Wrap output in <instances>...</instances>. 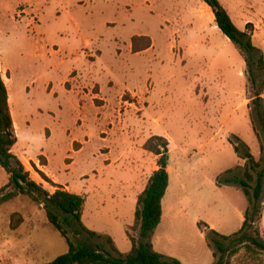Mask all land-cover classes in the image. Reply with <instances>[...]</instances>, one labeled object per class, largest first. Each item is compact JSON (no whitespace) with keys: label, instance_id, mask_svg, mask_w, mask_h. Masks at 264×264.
<instances>
[{"label":"rangeland","instance_id":"obj_1","mask_svg":"<svg viewBox=\"0 0 264 264\" xmlns=\"http://www.w3.org/2000/svg\"><path fill=\"white\" fill-rule=\"evenodd\" d=\"M219 2L235 26L250 33L257 49L252 54L255 63L261 54L264 56V0ZM72 19L80 24L81 35L91 41L92 48L102 52L99 83L104 85L112 79V87L104 86L109 99L114 101L125 83L141 93L150 82L152 111L160 127L155 132L147 120L131 121L129 125L140 139L129 153L140 164L148 162L152 171L158 157L148 152L141 156L144 150L138 149V144L149 131L167 139L171 183L166 201L171 206L179 202L183 205L182 211L173 209L170 220L164 221L153 243L155 250L185 263L196 256L205 259L208 252L212 260L195 219L209 221L220 234L230 235L238 231L240 209L247 203L241 188L230 182L233 177H241L244 165L229 142L231 136L242 139L255 160L260 157V149L252 127L264 145L260 123L250 104L252 93L242 56L216 31L211 10L200 0H0V72L4 75L7 67L11 73L9 79L4 76V81L17 129L13 151L22 160L45 156L48 171L59 181L73 184L75 192L82 185L92 188L82 222L89 230L110 235L121 253H127L131 245L125 234L126 220L112 219L116 201L109 194L119 189L108 187L103 196L92 187V166L98 162L92 149L97 144L98 129L92 117L83 128L77 124L72 107L75 99L61 87L65 73L79 65L75 55L82 38ZM132 36H148L154 50L131 54L128 47ZM177 40H181L180 46ZM38 45L61 49L56 59L66 57V65L36 60L34 50ZM119 63L132 71L116 73ZM255 76L258 79L264 73ZM34 78L39 80L33 87L30 81ZM47 81L52 88L42 87ZM86 131L94 133L92 143L75 156L68 143L70 136ZM66 158L75 159L70 171ZM127 164V159L121 163ZM103 166L99 167L103 171L99 180L105 183L113 171ZM24 168L32 181L54 191L30 164L25 162ZM228 170L233 171L225 173ZM83 176L87 178L81 180ZM7 182L0 167V188ZM100 198L105 206L97 212ZM188 202L191 205L186 207ZM13 213L23 220L16 230L9 227ZM72 227H67L71 238L84 243L85 236L77 235ZM132 235L138 238L137 233ZM66 252L65 241L48 224L42 206L17 197L0 207V264H45ZM232 264H237L235 259Z\"/></svg>","mask_w":264,"mask_h":264},{"label":"trees","instance_id":"obj_2","mask_svg":"<svg viewBox=\"0 0 264 264\" xmlns=\"http://www.w3.org/2000/svg\"><path fill=\"white\" fill-rule=\"evenodd\" d=\"M212 12L218 30L232 43L242 56L246 65L247 83L252 93L250 104L253 105L261 131L264 135V76L256 78L255 74L264 73V56L261 54L255 63L252 54L257 51L252 44L250 33L240 31L233 23L228 12L219 0H200ZM152 41L147 36L131 38L132 52L147 50ZM253 69V70H252ZM6 72V78H9ZM123 99L127 100L125 95ZM250 109V105L247 107ZM250 120L252 122L251 114ZM260 157L255 160L250 149L242 139L231 136L230 144L234 152L244 161L241 177H233L230 181L241 188L247 207L244 220L238 231L223 235L209 229L202 223L198 228L202 231L207 248L211 251L212 264H264V239L260 229V221L264 206V145L254 127ZM12 115L8 103V93L0 72V167L8 177V182L0 188V207L17 197H26L33 203L42 206L48 224L57 232L67 245V252L45 264H181L179 259L160 254L154 250L153 237L161 223V203L169 185L166 171L168 162V141L160 136L150 137L143 145V150L158 157L157 167L144 189L138 196L134 212V221L127 227L125 234L131 244L127 253H121L110 236L87 229L82 222L85 199L66 191L54 184L46 175L30 163L42 181L54 188L53 192L43 185L31 180L22 162L14 155L13 148L17 143ZM76 149V144H73ZM41 166H46L43 156L38 157ZM228 170L225 173H232ZM217 185H220L217 183ZM63 216V218H62ZM19 214L11 215L10 229L16 230L22 223ZM202 225L204 227H202ZM73 226L77 235L85 236L84 243L74 241L68 230ZM132 233H137L135 238ZM99 242L95 243L94 241Z\"/></svg>","mask_w":264,"mask_h":264},{"label":"crops","instance_id":"obj_3","mask_svg":"<svg viewBox=\"0 0 264 264\" xmlns=\"http://www.w3.org/2000/svg\"><path fill=\"white\" fill-rule=\"evenodd\" d=\"M71 21L73 27L81 35L82 31L80 29V24L75 22L74 19H72ZM214 28L217 29L216 31H219L216 25H214ZM81 38H82L81 49L75 55L76 61H79V65L77 68L71 67L65 73V76L62 77L61 87L66 92V95L70 94L75 99V102L73 103L72 106L74 107V112H75L74 118L77 124L81 128L85 127V125L89 122L91 117L93 118L95 127L98 129V132L96 133L98 139L96 140L97 144L93 147L92 152L93 154L96 153L97 157L95 156L94 157L98 159V162L94 163V165L92 166V170H93L92 172L93 174H95L94 180H92V185H93L92 187L96 188V191L97 193H99V195H103L104 191H106L108 187L112 188L113 186H115V188L119 189V191L117 192L114 191L113 193L109 194L111 199L113 201H116L114 212L112 214V219L114 221L126 220L124 222L127 229V227L132 226L134 221V212L137 201L136 198H138V196L144 191L151 174L155 170L159 169L156 166L152 171H149L150 165L148 162L147 163L143 162L140 164L137 158L135 157V155L129 153L134 147H136L135 144L140 139L135 137V133H133L134 130L129 125L131 121L147 120L155 132L160 127L158 122V117L152 111V109L154 108L151 100L152 90L149 87V83H150L149 81L147 82V87L141 93L138 92L137 89H133V87L128 88V86L125 83L122 91L118 93V96L114 99V101L109 99L107 95H105L104 86L107 85L108 87H112L113 86L112 79L109 78L104 85L99 83V77L101 76V74H103V70L98 67L102 59V52L99 49H97V47L92 48V43L87 37L81 35ZM131 38H130V47H128V51L131 54L133 55L140 54L142 52L154 50V42L151 40L152 45L147 50L139 53L132 52ZM175 43L178 46H180L181 40H177L175 41ZM90 48L91 51H89ZM120 52L121 51L118 50L117 54H120ZM61 54H62L61 49L59 48L49 49L46 45H42V46L38 45L37 48L34 50V57L36 60H47V61L54 60L57 66L66 65L67 62L66 57H63V59L60 58V60L56 59ZM2 61L3 60L0 57V68H2ZM115 71L116 73L119 72L128 73L132 70H129V68H125L122 64L119 63ZM6 72H8L7 67L4 68V75L1 72L3 81ZM37 78L32 79L30 81V85L34 87L39 80ZM146 79H148V77ZM4 83L6 86L5 81ZM48 86H51L52 88V84L49 81L42 84V87L44 88ZM26 89H27V85H26ZM125 95L128 96L127 100L123 99ZM9 101L10 98L8 96V103ZM10 112L12 115L13 125L16 133L17 132L16 123L14 121L13 112L11 109ZM120 124L123 125L119 126ZM121 129H123L125 132H122ZM149 132L150 133L148 137H145L142 140H140L139 142L140 144H138L139 145L138 149H142L144 143L148 140L149 137L160 136V135H154V133H151V131ZM93 136L94 133L91 131H86L83 134L76 133L70 136V140L68 142L69 146L72 145L73 148V144H76V149L75 150L73 149L75 156L82 154L85 151V148L91 145ZM165 137L167 138V135H165ZM118 145L119 148L117 147ZM114 148H116V150H114V152H117L116 155L113 154ZM143 153L144 154H142L141 156L148 154L146 151H143ZM39 156H43V155H39ZM38 157L35 159L28 158L25 160L19 159L18 157L17 158L24 165L26 162L28 164L33 163L35 166H38L39 170H41V172H43L47 178H49L54 184L63 187L66 191L70 192V194L73 193L82 196L85 199V204L82 212V217H83L87 204V196L91 193L93 189L92 188L86 189V186L83 187L82 185L80 191L75 192L74 191L75 186L73 184L69 183L68 181H59L56 177H54L53 174H51L48 171L47 166H49V161L45 156L43 157L46 160V166L40 165L38 161ZM125 159L129 161V164L121 165V163ZM37 162L39 163V165ZM74 162H75L74 158L65 159V165L67 166L66 168H68V171H70V167H72ZM102 164H104L103 166L104 168L113 171L109 180L106 181L105 183L103 180H99L103 172L100 171L101 169H99L100 165ZM166 171L169 176V185L161 203L162 218H161V223L158 226V229L156 230L155 235L153 237V243L154 240L158 238L159 231L163 227L164 221L166 222L170 220L171 212L173 211V209L179 208L180 211H182L183 209V205L181 206L182 204L181 202H179L177 205L171 206V203L168 202V200L166 201V197L171 183V178H170L171 167L168 166V163H167ZM84 178H87V176H83L81 180H83ZM189 205L191 204H189L188 202L186 204V207H188ZM104 206H105V200H103V198H100V200H98L96 203L97 212H99L100 208H104ZM246 207H247V203L246 204L244 203L242 208L240 209L242 210V212L240 213L239 228L241 227L242 222L244 220V212L246 210ZM199 223H203L209 229L216 231L215 225L213 223H210L209 221L204 222L197 217L195 219V224L197 227ZM260 229L262 232V238H264V206H263L262 218L260 221ZM100 234H106V233H100ZM200 235L204 239V235L201 230H200ZM111 239L113 240L112 237ZM208 251L210 250L208 249ZM209 255L210 254L208 252L205 255L206 257L205 259L204 256H198V257L196 256L191 261V263L188 262L185 263V261H183L180 258L179 261L181 262V264H212L214 260L213 258L212 260H210Z\"/></svg>","mask_w":264,"mask_h":264}]
</instances>
